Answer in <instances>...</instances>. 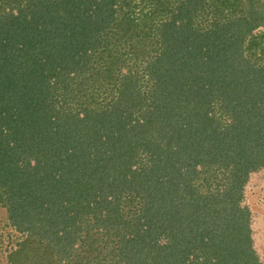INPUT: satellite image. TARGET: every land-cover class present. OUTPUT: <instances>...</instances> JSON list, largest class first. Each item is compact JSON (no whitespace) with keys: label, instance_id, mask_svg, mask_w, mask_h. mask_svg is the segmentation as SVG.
Segmentation results:
<instances>
[{"label":"trees","instance_id":"16d2710c","mask_svg":"<svg viewBox=\"0 0 264 264\" xmlns=\"http://www.w3.org/2000/svg\"><path fill=\"white\" fill-rule=\"evenodd\" d=\"M264 0H0L9 264H264Z\"/></svg>","mask_w":264,"mask_h":264},{"label":"rangeland","instance_id":"374dc122","mask_svg":"<svg viewBox=\"0 0 264 264\" xmlns=\"http://www.w3.org/2000/svg\"><path fill=\"white\" fill-rule=\"evenodd\" d=\"M250 188L249 202L255 210L258 208L254 220V243L264 261V170L253 176ZM21 239V232L9 224L6 210L0 205V264H9L8 254Z\"/></svg>","mask_w":264,"mask_h":264}]
</instances>
